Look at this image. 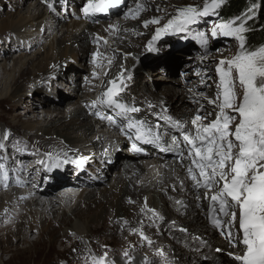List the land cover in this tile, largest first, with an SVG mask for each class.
Wrapping results in <instances>:
<instances>
[{
    "label": "bare ground",
    "instance_id": "1",
    "mask_svg": "<svg viewBox=\"0 0 264 264\" xmlns=\"http://www.w3.org/2000/svg\"><path fill=\"white\" fill-rule=\"evenodd\" d=\"M68 1L71 10L63 17L68 16L71 21H64L62 14L56 12L57 0H48L54 2V9H49L45 0H0V54L4 53L0 58V63L4 61L0 68V119H7V115L18 107L27 105L15 117L23 128V135L15 131L19 136L9 139L1 134L3 128L0 130V147H4L3 151L0 150V164L9 177L4 181L0 175V264H30L45 254L43 257L49 260L51 256L57 255L59 259L69 256L67 262L59 260L60 264H86L94 262L93 258L101 260L105 257L106 264H170L176 261L214 264L223 263V260H226L224 264H236L210 250V246L218 245L217 249L228 251L230 248L233 253L239 251L240 254L242 246L232 248L225 235L221 234L223 229L215 228L213 219L211 224L210 202L204 199L205 189L194 187L188 173L192 165L185 158L187 153L164 161L159 148L170 151L172 145L170 140H158L157 144L144 143L149 156L134 154V158L143 159L119 161L124 144L130 141L141 143L135 139L138 134L136 128L129 129V124L157 133L162 123L166 129L173 128L170 118L186 125V132L193 134L195 126L191 122L200 111L198 108L206 110L200 114L202 116L212 114L203 121L204 125L214 121L218 112V108L204 100L196 99L199 107H194L188 96L192 94L193 97V93L181 89L188 80L185 72L168 87L164 83L171 80L170 76L160 75L157 79L163 81L151 83L142 75L135 77L133 74L139 45L133 44V38L156 29L157 24H149L147 28L143 25L160 19L157 9H167L174 2L142 0L146 7L142 11L151 9L153 12L146 14L144 18H147L138 24L126 25L127 21L122 23L119 20L112 24L106 23V19L95 20L85 16L79 9L71 7L74 2L79 4L80 0ZM136 4L127 5L125 10L130 7L136 9ZM122 5L125 6L124 3ZM5 7L9 9L5 11ZM52 10L55 13L49 14ZM113 27L117 30L109 39V30ZM126 31L128 35H125ZM173 41L172 38L161 39V43L166 42L169 46ZM92 42H99V45ZM165 46L161 50L163 57L159 59L162 63L160 69L174 71L178 63L172 67L171 51L165 50ZM19 48L22 50L12 52ZM198 48L203 52L208 49ZM109 52H114L118 59L107 60ZM75 54L79 62L73 66L70 60ZM96 61L101 64L91 65ZM104 63L109 68L101 73ZM194 64L201 63L196 59L184 62L181 70L189 71ZM67 67L75 74L65 82L62 70ZM77 70L84 71L83 75L76 74ZM207 70H204L205 76L209 74ZM122 72L125 84L120 85L122 91L114 99L128 108L138 109L136 112L121 113L119 109L99 103L106 99L103 94L111 87L109 81L116 80L119 84L117 78ZM213 74L218 76L216 70ZM98 75L105 81L103 84L100 79L103 85L96 99L94 91L97 90ZM48 78L52 80L53 89L60 94L47 93L39 97L36 88ZM217 78L213 82V91H206V78L199 82V87L214 99L218 91L219 76ZM135 82H141L140 93H135L139 97L136 101L132 95ZM160 84L164 89L157 90ZM67 88L69 91H64ZM61 97L69 100L65 109L52 105L39 110L48 103H59ZM94 104L96 106L92 107ZM213 108L214 112L211 111ZM97 115H102L105 120L96 119ZM21 116H28V120L22 122ZM114 121L123 129L111 127ZM54 151L62 153V157L54 159L50 156ZM80 160L85 161L83 166L79 165ZM57 161L60 162L59 167L55 166ZM14 164H18L17 169L12 167ZM97 170L105 176L113 174L107 186L96 184ZM4 186L9 189L5 190ZM75 186H86L87 189L72 198L73 206L67 208L69 193L62 191ZM199 191L202 194L198 195ZM59 201L60 210L54 209ZM220 219L222 226L225 225L227 218L220 215ZM180 229L186 231L181 232ZM233 230L238 231V228ZM33 231L37 232V238L29 236ZM140 233L151 243L142 240ZM217 233L221 234L220 239ZM221 238L227 242L225 245ZM86 239L90 241L89 245L84 242ZM221 245L223 247H219ZM74 251L78 253L75 258L72 257ZM89 252L95 256L85 259ZM160 252L164 255H159V262L156 258Z\"/></svg>",
    "mask_w": 264,
    "mask_h": 264
},
{
    "label": "snow or ice",
    "instance_id": "2",
    "mask_svg": "<svg viewBox=\"0 0 264 264\" xmlns=\"http://www.w3.org/2000/svg\"><path fill=\"white\" fill-rule=\"evenodd\" d=\"M45 2L49 9H54V2ZM122 3L123 0H87L83 14L89 17L101 14L107 16L110 10L119 9ZM219 7V0H213L202 11L195 7L178 11L176 17L163 29H157L147 46L148 51H155L153 45L165 35L187 32L189 26L197 24L202 17L215 14ZM140 10L141 5L137 4L135 11ZM135 18L134 13L125 15V19ZM253 18L246 14L238 27H233L237 23L233 20L227 24H218L212 30V38H217L219 33L237 40L240 51L230 60H220L216 69L219 76L217 95L215 99L208 100V104L218 108L215 120L204 125L203 121L212 114H197L191 122L195 126V133L185 132L182 137L184 144L190 146L185 158L191 161L188 173L194 187L212 193L205 198L212 204L213 226L223 229L221 234L225 235L232 248L242 246L240 254H229L236 264H264V47L248 51L244 39V33L249 31L244 25ZM159 23V20H151L143 27ZM116 30L115 27L111 29L113 32ZM198 37L206 46L205 34L198 33ZM117 80L119 84L116 80L109 81L111 87L103 94L106 99L99 103L119 109L121 113L138 111L116 102L114 98L122 91L120 85L125 84L123 72ZM200 112H205V109L201 107ZM169 121L177 130L186 127L170 118ZM132 128L137 130L135 139L138 141L148 144L159 140L156 133L144 131L143 126L129 124V129ZM133 147L135 149V145ZM78 163L83 166L85 161L80 160ZM59 165L57 161L55 166ZM0 175L4 181L9 178L2 164ZM217 213L227 218L225 225L222 226L217 219ZM237 228L238 231L233 230ZM140 237L147 241L143 233H140ZM158 255L163 257L164 254L160 252ZM93 260L94 264H106V257Z\"/></svg>",
    "mask_w": 264,
    "mask_h": 264
},
{
    "label": "rangeland",
    "instance_id": "3",
    "mask_svg": "<svg viewBox=\"0 0 264 264\" xmlns=\"http://www.w3.org/2000/svg\"><path fill=\"white\" fill-rule=\"evenodd\" d=\"M30 1L31 0H28V2H30ZM86 1L87 0H80L79 4L77 2H74L73 3L74 6L71 5V7H75V9H79L80 12H82V14H83V8L87 4V3H85ZM172 1L174 2V4L170 5V7H168L167 9H157L156 14L160 16V19L157 18L155 20H159L160 23L156 25V29L148 31L146 34H141V33H139L138 35L134 34L136 37L133 38V40L135 41L133 44L135 45V43H138L139 45L137 46L138 57L135 58V62H134L135 67L133 69L134 70L133 74L135 73L134 74L135 77H138V76L142 75L144 80H148L151 83H159L160 81H163V80L157 79V77L160 76V75L170 76L171 80L165 81V83H164V86L168 87L170 84L175 82L174 79L176 77L182 75V73L185 72L186 73L185 77L186 78L188 77V80L183 83L184 85L182 86L181 89L183 91L193 93V97H192V94H189L188 96H189L190 100H193L192 102L194 103V107L198 108L199 106L197 105V101L204 100V102L207 101L206 103H208V100H213L214 99L213 95L205 92V89L203 87H199V86H201V84L199 82L202 81V78H206L205 81L208 82V83H206V86H205L206 87V91H213V88L215 86L213 84V82L214 81L216 82V79H218L217 78L218 76L217 75L215 76L213 74V71L216 70L217 67L219 66V61L220 60H230L235 55H237L239 53V51H240L239 42L237 40L231 38V37H225V36L219 35V33H218L217 38H212L211 37V32H212L213 29L216 28V25L221 24V23L227 24V23H230V22L233 21V19H222V17L219 16L218 13H215V14L210 15L208 17L200 18L199 22L197 24L189 26V30L187 32L178 33L176 35H165L164 37H166L167 39H171L172 38L174 40L173 42H171L172 44H170V46H169L166 42L161 43V39H160L159 41L156 42V44L153 45L155 51L149 52L147 46L152 41V38L155 35V32L157 31V29H163L167 25V23L169 21H171L172 19H174L176 17V14H177L178 11H180L182 9H185V8H188V7H195L198 11H202L206 4H210V3L213 2V0H172ZM123 3L125 4V6L122 7L118 12H115L116 14H114L111 18L107 19L105 15L101 14V15L95 16L94 17L95 20L106 19V23H112V24L114 22H116V21H119V20L122 23L127 21L126 25L129 24V23H136V22L138 24V21H140V20L144 21V19L147 18V17L144 18V16L146 14H148V13L150 14V13L153 12V10H151V9H149L150 11H146V10L144 12L142 11V10H144L146 8L145 6H143L142 0H123ZM133 3H137V4L141 5V10H140L141 12L140 11L136 12L134 7H130L127 10H125L127 5H130V4H133ZM69 5H70V2L68 0H57V3L55 4L56 12H59L58 14L61 13L62 14L61 17L64 18L63 16L67 15V13L69 12V9H70ZM8 9H9L8 7H5V11H7ZM126 11H128V13H126ZM218 11L219 10L216 9V12H218ZM54 13H55V11H53V10L51 12L49 11V14H54ZM129 13H134L136 15V18L135 19H125V17L122 16V15H126V14H129ZM82 19H84V18H82ZM63 20L64 21H71V19L68 16L66 18H64ZM51 22H53L52 19H51ZM233 27H238V26L236 24H234ZM111 29L112 28H110V30H109V37H108L109 39L112 37V34L114 33L113 31H111ZM125 33H126L125 35H128L127 31ZM198 33H204L205 34V36L207 38V45L206 46L199 39ZM92 44L93 45H99V42H92ZM165 44H166V46L170 47V49H168V47H166ZM42 45H44V44H42ZM42 45L38 46L37 50ZM128 45H130L129 42H128ZM164 46H165V50L171 51L169 57L171 58L172 67L174 68V64L178 63L177 64V68L174 71H173V69L172 70H168L167 69L168 71L166 69H160V67L162 66V63L159 61V59L163 57V52L161 50H162V47L164 49ZM197 46L198 47H208V49H207V51L203 52ZM16 50H22V48L15 49L12 52H14ZM128 50L130 51L131 48L129 47ZM195 50H197L198 52H196ZM12 52H7V53L10 54ZM3 54L4 53H1L0 55H3ZM191 55H195V57H191ZM129 56H132V54H130ZM77 58H79L77 56V54H75L74 56L71 57L70 62H71V64H73V66H75V63L79 62V60L77 61ZM106 58H107V60L108 59H113V58H116V60L118 59L117 57H115V53L114 52L113 53L109 52ZM195 59L198 60L199 63H201V64L200 65H197V64L191 65L190 66L191 70H189V71L181 70V66H182V64L184 62L187 63L188 61H190V60L193 61ZM2 63H4V61L0 63V68H1ZM100 64L101 63L98 62V61L91 63V65H93V66H99ZM206 65H209V67L206 68ZM108 68H109V66L104 63L100 72L102 73L103 70H104V72H106L108 70ZM205 69H208L207 71H209V74H207V76H205V74H206L205 71H204ZM83 72L80 71V70H77L76 74H78V75L80 74L82 76ZM193 72H194V74H193ZM198 73H199V75H198ZM62 74H64V81L66 82V81L69 80L70 75L75 74V72H74V70H71V68L67 67L64 70H62ZM99 76L100 75H98V83L96 85L97 86L96 87L97 90L94 91L96 99H98V97L100 96V89L102 88V85L104 84V81H105L104 79H102V77H99ZM100 79L103 80V82H102L103 84L102 83L100 84V82L102 81V80L100 81ZM49 80H50L49 78L46 79V81H44L41 85H39L36 88V91H35L36 95H39V97H43L47 93H49L50 95L51 94H53V95L60 94V92H56L53 89V86L51 84L52 80L51 81H49ZM80 80H82V78H80ZM193 81L197 82V84H194ZM141 82H143V81H141ZM141 82L139 84H138V82L137 83L135 82V84L133 85V88H132L133 89L132 95H135V98H134L135 101L138 100V98H139L138 95H136V94L140 93L139 89L141 88V86H140ZM143 84H144V82H143ZM162 86H163V84H160V86L157 87L158 88L157 90L164 89ZM64 91L67 92V91H69V89L67 88ZM101 95H102V93H101ZM196 99H197V101H196ZM89 100H91V99H89ZM68 102H69V100L63 99V97H61V101L59 103H57V104L56 103L54 104L52 102L48 103L47 105H45L43 107H39V110L42 111V109H44L45 107L52 106V105L57 106V107L62 108V109L63 108L65 109V107H66ZM26 107H27V105L26 106L22 105V107L21 106L18 107L16 109V111H14L11 114L7 115V117H6L7 119H4V118L0 119V130H2V128H3V130H2L3 133H1V134H4L6 138L10 139V138H14V137L19 136V135H16L15 131L18 132V133L20 132L22 135L24 134L21 124L17 123L18 120H15V117L19 116V111H24V109ZM198 110H200V108H198ZM0 111H2V108H0ZM211 111L214 112L215 109L213 108V110H211ZM196 113L197 114L198 113L199 114H204V112L201 113L200 111H197ZM41 117H42V115H39V118H41ZM94 117H95V115H94ZM21 118H22V120H21L22 122H25V121L28 120V116H21ZM96 119L105 120L102 115H97ZM174 121L176 123H179L175 119H174ZM111 122H112V120H111ZM149 124L152 125L153 123L149 122ZM6 125H8L9 127H7ZM111 127L120 128V130L123 129V127L120 126L117 121H114V123L111 125ZM7 131H9V132L7 133ZM20 138H22V137H20ZM128 144H129V142L123 145V147H122L123 155L120 157L119 161H126V160L136 161V160L143 159L142 157L134 158V156H133L134 154L133 155L129 154L128 153V149H127L128 148ZM138 144H140L142 147L145 148L144 144H142V143H138ZM0 150L3 151L4 147H0ZM56 151H54V153L52 152L50 154V156H53L54 159H60L62 157L61 156L62 153L56 152ZM20 153L21 154H26V152H20ZM12 167L13 168L16 167V169H17L18 164H16V165L14 164V166L12 165ZM13 168H12V174H14ZM84 170L87 171L88 169H84ZM114 171L115 170L113 169L112 173H114ZM97 172H98V174H97L98 175V177H97L98 178L97 179L98 183H96V184L98 186H104V187L107 186L110 183V180H111L113 174L105 176V174L101 173V170H97ZM52 185H54V182L52 183ZM35 186L36 185H34V187ZM4 187H6V186H4ZM14 187H16V186H14ZM57 188L59 189V187H57ZM57 188H56V190H57ZM1 192H3V190ZM199 194H202V192L199 191L198 195ZM52 195H53V197H56L58 199L57 195L56 196H55V194H52ZM56 205L57 206H55L54 209L60 210L61 207L59 206V203L56 204ZM72 206L67 207V205H66L67 208H71ZM217 219H219L220 222H221V219H220L219 215L217 216ZM211 224H212V217H211ZM210 227H211V225H210ZM29 236L31 238H37L38 234H37L36 231H33V232L30 233ZM217 236L220 239L221 234L217 233ZM221 240H222L223 245H225L227 243L223 238H221ZM84 242L87 245L90 244V241L88 239H86ZM204 244L207 245L206 242ZM217 246H215V247L214 246H210L211 247L210 250L214 251L216 253L215 255H220L221 257L223 256L227 260L231 259L229 257L230 256L229 254H239V251L237 253H235V252L233 253L234 250H231L230 248H229L228 251L220 249L221 251L218 252L217 248H216ZM219 247H223V246L221 245ZM200 248L202 250L205 249L203 247H200ZM200 248H198V250H201ZM102 250L104 251L103 248H102ZM107 250H110V248H108ZM226 252H228V253H226ZM77 254L78 253L75 252L72 255V257L75 258V256ZM45 255H39L41 257L38 259V261L37 262L33 261L30 264H60L59 260H60L61 263H62V261L63 262H67V260H69L68 259L69 256H64V257L62 256L63 258L61 257L59 259L57 255L56 256H51L50 257L51 260H49V258L43 257ZM93 256H95V255L93 253L89 252L87 254V256H84V257H85V259H87L88 257L91 259ZM159 258H160V256L158 255L156 260H158L160 262ZM222 262L223 263H216L215 262L214 264H224V263H226V260H223ZM86 264H94V262L91 263V261H88ZM118 264H119V262H118ZM170 264H184V263L176 261L175 263H171L170 262Z\"/></svg>",
    "mask_w": 264,
    "mask_h": 264
},
{
    "label": "trees",
    "instance_id": "4",
    "mask_svg": "<svg viewBox=\"0 0 264 264\" xmlns=\"http://www.w3.org/2000/svg\"><path fill=\"white\" fill-rule=\"evenodd\" d=\"M219 3V11L216 13L222 19L237 21V26L246 14L254 17L244 25L249 29L244 33L245 48L253 51L264 47V0H219Z\"/></svg>",
    "mask_w": 264,
    "mask_h": 264
}]
</instances>
